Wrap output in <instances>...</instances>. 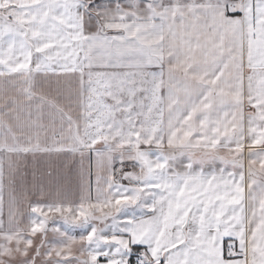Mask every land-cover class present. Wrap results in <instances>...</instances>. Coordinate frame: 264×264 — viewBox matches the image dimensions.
I'll return each mask as SVG.
<instances>
[{
  "label": "snow or ice",
  "instance_id": "snow-or-ice-1",
  "mask_svg": "<svg viewBox=\"0 0 264 264\" xmlns=\"http://www.w3.org/2000/svg\"><path fill=\"white\" fill-rule=\"evenodd\" d=\"M0 264H264V0H0Z\"/></svg>",
  "mask_w": 264,
  "mask_h": 264
}]
</instances>
